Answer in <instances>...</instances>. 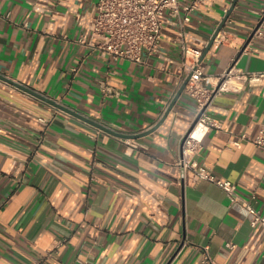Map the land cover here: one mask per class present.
Segmentation results:
<instances>
[{"label":"crops","instance_id":"1","mask_svg":"<svg viewBox=\"0 0 264 264\" xmlns=\"http://www.w3.org/2000/svg\"><path fill=\"white\" fill-rule=\"evenodd\" d=\"M96 2L0 0L9 12L0 16V72L121 132L160 124L134 148L0 80V264H201L204 245L215 264H264L261 229L245 209L178 164L196 105L182 92L164 115L184 80L174 22L165 19L142 62L113 59L90 38ZM232 2L202 0L187 44L201 50L206 72L264 70V0H237L202 57ZM101 80L120 94L103 95ZM210 109L221 127L202 136L193 158L254 194L264 212V146L233 142L264 126V79L221 92ZM50 115L45 128L39 117Z\"/></svg>","mask_w":264,"mask_h":264},{"label":"built area","instance_id":"2","mask_svg":"<svg viewBox=\"0 0 264 264\" xmlns=\"http://www.w3.org/2000/svg\"><path fill=\"white\" fill-rule=\"evenodd\" d=\"M202 0H97L96 14L90 38L95 39L94 47L105 52L113 59H128L134 62L143 61V52L152 53L160 44L165 19L174 22L176 35L171 40L179 48L181 70L184 78L190 74L183 93L193 99L196 105L192 123L193 127L187 130L181 138V150L178 164L192 170L204 180L210 181L223 189L231 204L238 203L246 211L248 221L252 227H259L262 232V260L264 262V212L258 209L253 200L255 195L245 197L241 195L236 184L229 179L216 177L211 171L201 166L193 155L198 150L200 139L211 129H219L221 124L211 114V105L215 97L223 91L238 90L243 83L249 85L260 84L264 79V70L246 71L235 65L229 66L223 72L209 73L200 65L201 50L187 44L185 33L192 13L198 8ZM264 19V6L260 11ZM0 16L8 17L9 12ZM27 26V22L23 23ZM254 34H260L259 26ZM83 42V36L78 39ZM76 71L77 68H74ZM1 82V81H0ZM103 95H119L120 91L113 88L105 80L99 82ZM53 116H40L39 120L44 127L52 121ZM203 126L198 135L193 136V131L198 123ZM191 123V124H192ZM248 140L255 146H264V126L255 137L251 138L243 133L234 138L233 142L239 144ZM124 142L134 148L145 146L138 138H123ZM233 248L232 242H227ZM201 264H215L209 246L201 247ZM35 263H39L36 260Z\"/></svg>","mask_w":264,"mask_h":264},{"label":"water","instance_id":"3","mask_svg":"<svg viewBox=\"0 0 264 264\" xmlns=\"http://www.w3.org/2000/svg\"><path fill=\"white\" fill-rule=\"evenodd\" d=\"M237 0H233L228 12L223 16L221 22L219 23V25L217 26V28L215 29L214 33L212 34L209 42L207 43V45L205 46V49H204V52L202 54V57L206 54V52L208 51V49L211 47L214 39L216 38L217 34L221 31V29L223 28L224 24H225V21L227 19V17L229 16L230 12L232 11V9L234 8L235 6V3H236ZM189 76L190 74H188L183 82L181 83V85L179 86L177 92L175 93L173 99L171 100V102L168 104L166 110H165V113L164 115H166L170 110L171 108L174 106V104L176 103V101L178 100V98L180 97V95L182 94L183 90H184V87L186 85V82L188 81L189 79ZM0 80H3L4 82H7V83H10L18 88H20L21 90L35 96L36 98L44 101V102H47L48 104L62 110V111H65L75 117H78L86 122H88L89 124H91L92 126L106 132V133H109L111 135H114L116 137H120V138H140L142 136H145L147 135L148 133H150L151 131H153L159 124L160 122H158L157 124H155L153 127L149 128L148 130L146 131H143V132H138V133H133V134H128V133H125V132H121V131H118L114 128H111L109 125H107L106 123L104 122H98L92 118H89L85 115H83L82 113L74 110L73 108L65 105V104H62L60 102H58L56 99L54 98H51L50 96H47L46 94H44L43 92H40L38 90H36L35 88H32L30 86H27L25 84H22L8 76H6L5 74H2L0 72ZM195 121L190 125L189 129L190 130L193 125H194Z\"/></svg>","mask_w":264,"mask_h":264},{"label":"bare ground","instance_id":"4","mask_svg":"<svg viewBox=\"0 0 264 264\" xmlns=\"http://www.w3.org/2000/svg\"><path fill=\"white\" fill-rule=\"evenodd\" d=\"M202 126H203V124H202L201 122L197 124V127H196V128L194 129V131H193V136H194V137L198 135V131H199V129H200Z\"/></svg>","mask_w":264,"mask_h":264}]
</instances>
